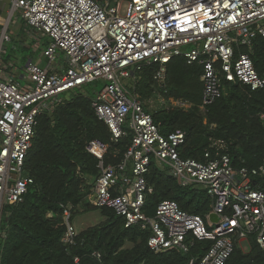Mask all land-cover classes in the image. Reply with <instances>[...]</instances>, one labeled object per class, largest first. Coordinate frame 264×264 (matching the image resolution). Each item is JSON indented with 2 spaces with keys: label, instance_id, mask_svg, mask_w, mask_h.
Instances as JSON below:
<instances>
[{
  "label": "built area",
  "instance_id": "1",
  "mask_svg": "<svg viewBox=\"0 0 264 264\" xmlns=\"http://www.w3.org/2000/svg\"><path fill=\"white\" fill-rule=\"evenodd\" d=\"M0 11L7 12L5 18L0 13V234L7 206L22 202L34 183L26 160L38 117L51 113L63 94L102 80L92 108L112 141L130 135L131 144L118 163L106 161L108 142L94 138L86 144L99 172L89 203L113 209L126 227L149 228L147 243L155 252L175 247L187 253L195 240L210 241L189 264H226L236 243L248 244L250 236L264 250V164L236 168L222 139H212L201 159L183 157L186 133H163L142 97L125 82L134 69L157 64L153 80L160 91L166 87L167 64L181 55L202 66L203 106L225 93L224 80L263 88L264 76L250 55L236 48L264 38V0H0ZM17 15L51 39L44 49L48 65L30 60L25 83L14 79L11 64L2 61ZM58 52L65 54L66 65L55 69L51 63ZM163 101L190 105L174 96ZM152 163L181 186L205 189L217 220L211 213L207 220L189 213L172 199L160 201L155 213L147 215L146 197L153 189L146 176ZM61 206L64 241L73 244L78 230L72 206ZM93 256L99 259L101 254L95 251Z\"/></svg>",
  "mask_w": 264,
  "mask_h": 264
},
{
  "label": "trees",
  "instance_id": "2",
  "mask_svg": "<svg viewBox=\"0 0 264 264\" xmlns=\"http://www.w3.org/2000/svg\"><path fill=\"white\" fill-rule=\"evenodd\" d=\"M236 52L248 53L264 76L263 37L254 38L251 47H237ZM3 57L8 61L7 50ZM26 61L23 57L18 63ZM157 68L152 64L134 69L131 84L126 86L143 97L153 95L159 89L153 80ZM201 73L200 64L174 56L167 64V85L160 91L168 98L188 101L189 107L170 106L152 112L145 103L146 109L161 123L163 133L178 129L186 133L183 157L201 159L212 139H222L236 168L264 164V87L252 90L224 80L225 93L203 106ZM79 89L63 94L51 113L38 117L26 160L34 183L22 202L7 206L0 234V264H189L192 256L201 255L210 246V241L195 240L187 253L175 247L155 252L147 243L149 228L126 227L125 219L113 209L90 205L88 198L99 172L98 160L87 152L86 144L94 138L108 142L106 161L118 163L131 144V136L112 141L109 128L92 108L94 96ZM146 178L153 189L146 197L147 215H153L164 199L175 200L182 209L204 218L212 211V199L200 186H181L154 163ZM260 181L264 186V179ZM64 204L72 206L73 222L77 215L89 211H97L101 219L78 230L73 244L64 241ZM248 244L245 251L236 243L226 264H264V250L255 237L250 236ZM95 251L101 254L99 259L93 256Z\"/></svg>",
  "mask_w": 264,
  "mask_h": 264
},
{
  "label": "rangeland",
  "instance_id": "3",
  "mask_svg": "<svg viewBox=\"0 0 264 264\" xmlns=\"http://www.w3.org/2000/svg\"><path fill=\"white\" fill-rule=\"evenodd\" d=\"M0 13L4 18L7 16L6 11H0ZM262 24H264V21H262ZM1 26H3L2 22ZM8 35L11 37V40L5 42V50H7V52L9 53V59L8 61L4 60V52L2 55V61L11 64V69H16V72L20 71L21 74H24L27 62H23L20 65L18 63V60H21L23 57L26 56L28 58L30 57L33 61L40 62L43 66L48 64L44 55V49L50 44L51 39L48 36H43L39 34L31 27H27L20 15H17L15 18H13L12 23L8 29ZM37 44H39L38 47L34 48V46H36ZM25 46L26 51H23V47ZM63 62L65 65V54L62 52H58L55 56V61L52 63V65L59 67L63 65ZM19 81L25 83V80L21 78ZM125 82L127 84H131L129 79H127ZM165 83L167 85V76L165 78ZM103 86L104 82L102 80H97L87 85H83V87L79 90L83 94L93 97L95 95V91L100 90ZM128 89L130 90V87ZM130 92L132 93L131 90ZM159 92L160 91L158 90H154V94L149 97H143L139 93V95L142 97V99L144 100L146 105H148V108L152 112H155L160 109H168L170 106H172L163 101V98L165 96L163 94H160V96ZM205 219L207 220L208 217H206ZM100 220V215L97 211H89L77 215L74 219V224L77 230H81L83 228H87L99 223ZM240 246L245 251L249 250L248 244L246 242L240 244Z\"/></svg>",
  "mask_w": 264,
  "mask_h": 264
},
{
  "label": "crops",
  "instance_id": "4",
  "mask_svg": "<svg viewBox=\"0 0 264 264\" xmlns=\"http://www.w3.org/2000/svg\"><path fill=\"white\" fill-rule=\"evenodd\" d=\"M38 45H39V44H37L36 46H34V48H37ZM4 52H5V51H4ZM2 55H3V54H2ZM26 59H27V61H26L27 63H28L30 60H32L30 57L28 58L27 56H26ZM18 61H20V60H18ZM54 61H55V60H54ZM54 61H53V62H54ZM53 62H52V63H53ZM27 63H26V64H27ZM52 63H51V65H52ZM47 65H48V64H47ZM47 65H45V67H46ZM65 65H66V60H65ZM65 65H64V62H63V65H62V66L56 67V66H53V65H52L51 67H53V68H55V69H60V68H62V67L65 66ZM11 74H12V76L14 77V79H16V80H18V81L20 80V78L23 79V74H21L20 71H19V72H18V71L16 72V69H14V70L11 69ZM19 77H20V78H19ZM23 80H24V79H23Z\"/></svg>",
  "mask_w": 264,
  "mask_h": 264
},
{
  "label": "water",
  "instance_id": "5",
  "mask_svg": "<svg viewBox=\"0 0 264 264\" xmlns=\"http://www.w3.org/2000/svg\"><path fill=\"white\" fill-rule=\"evenodd\" d=\"M211 219L217 220V216L215 213H211Z\"/></svg>",
  "mask_w": 264,
  "mask_h": 264
},
{
  "label": "snow or ice",
  "instance_id": "6",
  "mask_svg": "<svg viewBox=\"0 0 264 264\" xmlns=\"http://www.w3.org/2000/svg\"><path fill=\"white\" fill-rule=\"evenodd\" d=\"M21 2H23V0H21Z\"/></svg>",
  "mask_w": 264,
  "mask_h": 264
}]
</instances>
